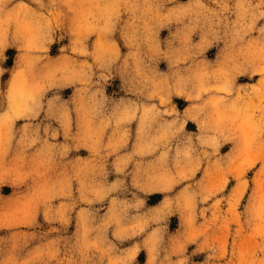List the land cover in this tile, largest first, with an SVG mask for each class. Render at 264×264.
Instances as JSON below:
<instances>
[{"label": "clouds", "instance_id": "9594fccd", "mask_svg": "<svg viewBox=\"0 0 264 264\" xmlns=\"http://www.w3.org/2000/svg\"><path fill=\"white\" fill-rule=\"evenodd\" d=\"M0 264H264V0H0Z\"/></svg>", "mask_w": 264, "mask_h": 264}, {"label": "rangeland", "instance_id": "374dc122", "mask_svg": "<svg viewBox=\"0 0 264 264\" xmlns=\"http://www.w3.org/2000/svg\"><path fill=\"white\" fill-rule=\"evenodd\" d=\"M57 51H58V48H57L56 46H54V48H53V52L56 53ZM209 55L212 56L213 53H209ZM109 91L111 92L112 90L110 89ZM69 94H70L69 92H66V93H65V96H67V95H69ZM180 106H181V107L184 106L183 102H180ZM189 129H190V130H195V126L192 125V124H189ZM222 151H227V147H226L225 149H223ZM81 154H82V155H86V153H81ZM249 175L251 176V173H250ZM230 187H231V185H230ZM3 191H4L5 194H10L11 189H9V188H5ZM160 199H162V197L159 196V195L154 196V197H151V198H150V203H151V204H155V203L158 202ZM176 224H177V221H176V219L174 218V219H173V222H172V226H173V228L176 227ZM143 259H144V257H143V255H142L141 260H143Z\"/></svg>", "mask_w": 264, "mask_h": 264}]
</instances>
